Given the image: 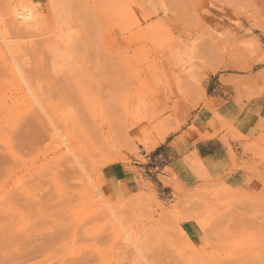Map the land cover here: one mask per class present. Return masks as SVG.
Segmentation results:
<instances>
[{
	"label": "rangeland",
	"instance_id": "obj_1",
	"mask_svg": "<svg viewBox=\"0 0 264 264\" xmlns=\"http://www.w3.org/2000/svg\"><path fill=\"white\" fill-rule=\"evenodd\" d=\"M262 95L264 0H0V143L46 123L0 158V264H264V145L217 114Z\"/></svg>",
	"mask_w": 264,
	"mask_h": 264
},
{
	"label": "crops",
	"instance_id": "obj_2",
	"mask_svg": "<svg viewBox=\"0 0 264 264\" xmlns=\"http://www.w3.org/2000/svg\"><path fill=\"white\" fill-rule=\"evenodd\" d=\"M217 114L219 117L221 116L220 118L225 124L233 129V132L242 136L243 139L264 145V95L248 103H239L233 98L226 99L219 105ZM188 119V124L192 123L198 126L203 135V138L188 150H195L206 172L212 178H225L231 165V158L223 134L214 132L216 120L211 115L197 116L196 112H193ZM213 132L214 135H211L210 133ZM226 141L233 146L238 144L231 138Z\"/></svg>",
	"mask_w": 264,
	"mask_h": 264
},
{
	"label": "bare ground",
	"instance_id": "obj_3",
	"mask_svg": "<svg viewBox=\"0 0 264 264\" xmlns=\"http://www.w3.org/2000/svg\"><path fill=\"white\" fill-rule=\"evenodd\" d=\"M28 12V11H27ZM18 14V13H17ZM25 14V13H24ZM29 14H26V16H28ZM15 17V16H14ZM16 18V17H15ZM21 18V17H20ZM26 18V17H25ZM23 20H24V17H23ZM16 66V65H15ZM16 68V71H14V72H16L15 73V75L17 76L16 77V81L19 83H21L22 84V86H24L25 88H26V90L31 94V95H33L34 94V92H33V90L31 89V87H30V85H29V82H28V77H26L25 75H24V72H23V70L19 67V66H16L15 67ZM256 93V92H255ZM254 93V94H255ZM253 94V95H254ZM260 93H258V94H256L257 96L259 95ZM33 97V96H32ZM242 97V96H241ZM240 97V98H241ZM250 97V96H249ZM256 97V96H255ZM237 100V99H236ZM235 100V101H236ZM28 101V100H27ZM33 115V114H32ZM31 115V118L33 119V117H34V119L32 120L31 119V121H28L29 122V124L31 123V125H35L34 127L36 128V126H38L39 127V129H40V127H41V129L43 130L44 128H45V125H46V123L44 124V122L45 121H43V120H41V118H40V116L39 117H35V116H32ZM42 117V116H41ZM221 117V116H220ZM29 119H30V117H29ZM29 119H27V120H29ZM26 122V121H25ZM24 123V122H23ZM28 123H25L24 124V126H20L19 125V127H24V128H27V126L29 125ZM30 126V125H29ZM21 128H19L18 130H16V129H14L13 131H8V132H13L14 134L13 135H15V139H17V140H15V139H10V138H6L5 139V136H4V134H3V136H4V139H3V142L2 143H0V150L1 149H3V151H0V158H4V159H7V158H10L11 160H15V157H17V155H16V153H17V145L18 144H22V143H18L19 141H18V139H20L19 138V136L20 135H18L19 133L20 134H22V129ZM35 128L33 129L34 131H35ZM30 129V131L32 130L31 128H29ZM40 129V130H41ZM20 130H22V131H20ZM32 130V131H33ZM27 132H29V131H27ZM10 133H7V135H9ZM24 134V133H23ZM23 134H22V136H23ZM28 134V133H27ZM48 134V133H47ZM6 135V134H5ZM42 135V134H41ZM60 135V134H59ZM58 135V136H59ZM26 136V134L23 136L24 138H26L25 137ZM30 136V135H29ZM32 136V135H31ZM57 137V136H56ZM60 137V139L58 138L57 139V142L60 144V146L62 145V147H65L67 150H69V151H71V146H70V143L71 142H69L68 140H65V138H61L62 136H59ZM49 138H52L50 135H49ZM54 138V137H53ZM55 139V138H54ZM22 141H24V139H22ZM1 142V141H0ZM52 143V142H51ZM54 143H55V141H54ZM58 144V145H59ZM63 144H64V146H63ZM48 145H51V144H48ZM57 145V144H56ZM55 145V146H56ZM19 147V146H18ZM50 147V146H49ZM53 147H54V145H53ZM59 147V146H58ZM57 147V148H58ZM60 148V147H59ZM14 149H15V151H14ZM32 149V148H31ZM24 151V150H23ZM73 151V150H72ZM56 153V152H55ZM74 157V156H73ZM6 161V160H5ZM4 161V162H5ZM10 161V160H9ZM20 161V160H19ZM23 161V160H22ZM67 161V160H66ZM21 163V162H20ZM61 163V162H60ZM0 166H1V164H0ZM2 166H4V165H2ZM0 169H1V167H0ZM2 170H5L4 172L5 173H9V175L11 174V172H12V170H13V167L9 164V162H8V166H4V168L2 169ZM1 171V170H0ZM15 171V170H14ZM3 172V171H2ZM74 172V171H73ZM54 173V172H53ZM6 174V175H7ZM3 175V174H2ZM8 176V175H7ZM29 176V175H28ZM74 176V175H73ZM9 177V176H8ZM83 178V177H82ZM12 181V180H11ZM13 182V181H12ZM6 183H7V180H6ZM11 183V182H10ZM15 183V182H14ZM13 183V184H14ZM4 184V183H3ZM12 184V183H11ZM82 184V183H81ZM45 187V186H44ZM88 188H89V186H88ZM86 190V189H85ZM84 191V190H83ZM24 195H26V194H24ZM90 195V194H89ZM18 196V195H17ZM23 196V195H22ZM59 196V195H58ZM84 196V195H83ZM60 197V196H59ZM14 199V198H13ZM34 199V198H33ZM12 200V199H11ZM61 205V204H60ZM33 211V210H32ZM58 211V210H57ZM113 213V212H112ZM9 214V213H8ZM114 214V213H113ZM109 220V219H108ZM6 224V223H5ZM62 225V224H61ZM12 227V226H11ZM3 229V228H2ZM4 231V230H3ZM47 234V233H46ZM45 235V234H44ZM56 235V234H55ZM54 236V235H53ZM48 237V236H47ZM57 237V236H56ZM28 239V238H27ZM33 239V238H32ZM46 240V239H45ZM28 243H30L29 241H28ZM36 244V243H35ZM28 247L26 244H23V248L25 247ZM30 245V244H29ZM32 245H33V247H34V243L32 242ZM22 246V245H21ZM36 247H37V249H38V246L39 245H35ZM46 246V245H45ZM12 247H14V246H12ZM26 247L24 248V249H26ZM41 247L42 246H40V249H41ZM44 247V246H43ZM43 249V248H42ZM41 249V250H42ZM12 250H13V248H12ZM16 250L18 251V248H16ZM31 250H34V248L33 249H31ZM45 250V249H44ZM15 251V250H14ZM20 251H21V249H20ZM23 251V250H22ZM35 251V250H34ZM43 254V253H42ZM4 258V257H3Z\"/></svg>",
	"mask_w": 264,
	"mask_h": 264
}]
</instances>
